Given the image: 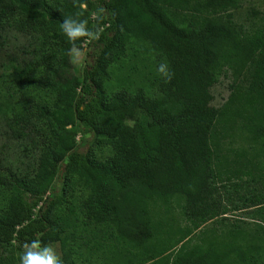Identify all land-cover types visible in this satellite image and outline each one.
Listing matches in <instances>:
<instances>
[{
    "label": "trees",
    "instance_id": "trees-1",
    "mask_svg": "<svg viewBox=\"0 0 264 264\" xmlns=\"http://www.w3.org/2000/svg\"><path fill=\"white\" fill-rule=\"evenodd\" d=\"M245 1L0 0V264L36 238L63 264H264V14L239 21ZM76 14L99 31L83 76Z\"/></svg>",
    "mask_w": 264,
    "mask_h": 264
},
{
    "label": "clouds",
    "instance_id": "clouds-1",
    "mask_svg": "<svg viewBox=\"0 0 264 264\" xmlns=\"http://www.w3.org/2000/svg\"><path fill=\"white\" fill-rule=\"evenodd\" d=\"M82 7H86V5H82ZM60 28L63 35L72 43L68 52L71 62L77 65L82 64L85 53L78 42L82 39H98L99 31L93 30L89 26L88 20L80 19L79 14L65 16L64 21L60 23ZM157 72L166 81H170L174 75L167 63L159 64ZM19 264H63V260L52 245H43L41 240L36 238L23 244Z\"/></svg>",
    "mask_w": 264,
    "mask_h": 264
},
{
    "label": "rangeland",
    "instance_id": "rangeland-1",
    "mask_svg": "<svg viewBox=\"0 0 264 264\" xmlns=\"http://www.w3.org/2000/svg\"><path fill=\"white\" fill-rule=\"evenodd\" d=\"M92 12L94 15H96L98 12H100L102 9L100 7V4H95L92 8H91ZM253 10L259 12V14H264V0H246L242 7L239 9H236L234 11V15L235 17L241 21V22H248L247 16H252L253 15ZM21 36V35H20ZM15 40V39H14ZM13 40V41H14ZM21 38L19 37V40H15L14 42L18 44V47H20L19 45L21 44ZM84 50L85 56H84V60L82 64H73L72 62V66H73V70L75 73L83 76L84 74V70L88 67H93L95 65V60H98V58L101 55V51H100V45H98V43H91L90 40L86 41L84 43V48H82ZM2 60V58H1ZM0 60V61H1ZM71 61V59H70ZM231 78L229 75H222L220 76L218 82L214 85V87L212 88V93L214 95V99H213V105L214 106H221L228 98L229 94H230V83H231ZM84 137V134L79 133L77 140L78 142L81 143L82 139ZM1 143H5L7 144L8 141H6L5 139H1L0 140V144ZM84 149V148H81ZM3 153H0V156H3ZM57 182L59 183V186L62 184L61 182H63V176L58 178ZM177 216L179 217V220L181 222L182 225H185L187 222L182 218V216L179 214L178 210L176 211ZM230 217H234V218H244V216H246V211L244 210H237V211H229L228 214ZM216 221H210L204 228L205 229H210L212 227L217 228V224H215ZM207 229V230H208ZM218 230V229H217ZM219 231V230H218ZM197 236L198 235H194L193 237H191L189 243H195L197 241ZM52 245L58 252V254L61 256V258L63 259V257H69V254L63 249L62 245L60 242H55L54 244H50ZM65 260V259H64ZM70 264L69 261H65L64 264Z\"/></svg>",
    "mask_w": 264,
    "mask_h": 264
}]
</instances>
